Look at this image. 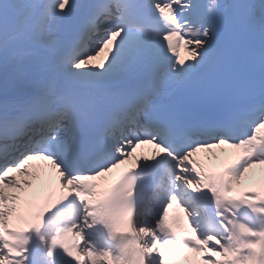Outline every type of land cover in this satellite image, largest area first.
<instances>
[{
	"label": "snow or ice",
	"instance_id": "1",
	"mask_svg": "<svg viewBox=\"0 0 264 264\" xmlns=\"http://www.w3.org/2000/svg\"><path fill=\"white\" fill-rule=\"evenodd\" d=\"M0 264H264V0H0Z\"/></svg>",
	"mask_w": 264,
	"mask_h": 264
},
{
	"label": "bare ground",
	"instance_id": "2",
	"mask_svg": "<svg viewBox=\"0 0 264 264\" xmlns=\"http://www.w3.org/2000/svg\"><path fill=\"white\" fill-rule=\"evenodd\" d=\"M253 174L255 176V180L260 176L259 173L257 171H253Z\"/></svg>",
	"mask_w": 264,
	"mask_h": 264
}]
</instances>
